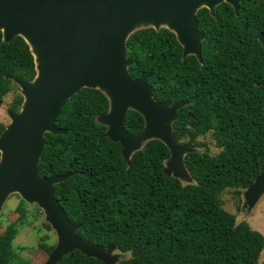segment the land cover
Returning a JSON list of instances; mask_svg holds the SVG:
<instances>
[{"label": "trees", "instance_id": "trees-1", "mask_svg": "<svg viewBox=\"0 0 264 264\" xmlns=\"http://www.w3.org/2000/svg\"><path fill=\"white\" fill-rule=\"evenodd\" d=\"M241 10L223 3L212 16L197 13L205 35L202 55L183 57L172 31L142 28L127 39L129 72L134 78L149 73L153 98L174 105L185 102L173 124L180 145L197 147L198 138L212 134L220 152L195 150L185 156L190 180L168 176V147L150 140L129 162L122 147L104 134L97 117L110 109L107 95L83 89L67 101L56 127L67 134L47 133L39 163L42 177L72 176L55 185L77 235L104 248L115 245L124 259L118 264H261L264 235L224 209L228 189L238 196L264 174V2L241 0ZM8 75L33 81L35 58L24 38L10 43L0 32V108L18 86ZM19 93L10 109L20 111ZM125 129L143 130L142 115L129 111ZM6 125L0 122V135ZM20 217L0 233V264H15L14 240L24 225ZM55 247L47 248L52 252ZM59 264H105L74 251Z\"/></svg>", "mask_w": 264, "mask_h": 264}, {"label": "water", "instance_id": "water-1", "mask_svg": "<svg viewBox=\"0 0 264 264\" xmlns=\"http://www.w3.org/2000/svg\"><path fill=\"white\" fill-rule=\"evenodd\" d=\"M223 3L239 15L241 0H0L3 41L24 38L36 64L33 81L7 76L20 88L24 101L19 112L10 110L11 124L0 135V212L11 194L45 211L58 235L45 264H59L76 250L105 264L118 262L115 245L104 248L77 235L81 224H73L56 199L55 185L72 174L42 177L39 172L45 135L67 134L55 125L67 101L85 88L101 90L109 98L110 109L97 122L108 128L105 137L121 145L124 159L129 162L148 141L159 140L170 151L166 174L190 180L185 156L196 149L180 145L173 130L185 102L170 105L155 100L148 83L151 73L137 79L130 74L127 39L138 29L166 28L177 36L183 57L201 59L206 37L198 29L197 13L207 8L214 17ZM258 39L264 47L263 35ZM131 110L145 121L137 134L124 126ZM263 196L264 174L246 189L250 209Z\"/></svg>", "mask_w": 264, "mask_h": 264}, {"label": "rangeland", "instance_id": "rangeland-1", "mask_svg": "<svg viewBox=\"0 0 264 264\" xmlns=\"http://www.w3.org/2000/svg\"><path fill=\"white\" fill-rule=\"evenodd\" d=\"M18 93L21 95L19 87L16 92L5 97L0 108V122L6 127L11 124L10 107ZM196 144L198 146L194 149L200 152H209L212 155L220 152L212 134L198 138ZM245 192L246 190H243L242 195L238 196L235 189L226 190L221 198L223 207L228 212L235 214L239 222L246 221L253 230L264 235V196L253 209H250ZM22 201L24 200L18 194L9 195L0 212V233L17 222L20 217L19 207L22 205ZM25 208L27 210L25 223L19 227V232L14 240L15 264H45L51 254L47 248L56 247L58 244L57 232L47 221L46 213L39 205L25 202ZM113 255H118L117 264L124 259L119 251ZM260 263L264 264V251Z\"/></svg>", "mask_w": 264, "mask_h": 264}]
</instances>
